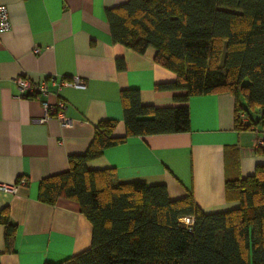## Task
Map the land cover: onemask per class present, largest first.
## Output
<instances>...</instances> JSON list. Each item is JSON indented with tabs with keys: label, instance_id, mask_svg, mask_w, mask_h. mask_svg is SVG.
<instances>
[{
	"label": "crops",
	"instance_id": "obj_1",
	"mask_svg": "<svg viewBox=\"0 0 264 264\" xmlns=\"http://www.w3.org/2000/svg\"><path fill=\"white\" fill-rule=\"evenodd\" d=\"M125 1L0 0L11 20V29L0 32V182L27 178L14 193L0 190V212L5 209L15 225L6 243L0 224V264L57 262L90 247L91 224L78 203L67 198L44 203L37 197L38 184L65 171L69 155L86 150L99 120L115 119L112 134L125 135L122 89L137 88L142 103L156 107L181 104L175 96L184 90L156 88L174 81L176 74L155 61L154 47L139 53L113 42L106 11ZM18 75L79 77L85 86L49 83L47 94L19 96ZM58 95L66 102L70 123L63 125L54 116L39 122L42 100L54 102ZM187 105L188 130L127 137L88 166L112 167L118 181L164 184L170 199L191 192L206 212L238 207L236 198H227L225 181L253 174L264 164L258 143L264 128L236 126V115L243 125L248 116L235 111L229 92L191 95ZM250 115L256 119L259 112Z\"/></svg>",
	"mask_w": 264,
	"mask_h": 264
},
{
	"label": "trees",
	"instance_id": "obj_2",
	"mask_svg": "<svg viewBox=\"0 0 264 264\" xmlns=\"http://www.w3.org/2000/svg\"><path fill=\"white\" fill-rule=\"evenodd\" d=\"M106 14L113 42L139 53L154 47L155 61L176 74L156 88L185 93L175 96L179 105L156 107L142 103L137 88L122 89L125 135L112 134L115 119L99 120L86 150L39 180L40 201H76L92 228L89 248L44 264H264V164L227 178L226 196L239 205L213 212L191 192L170 199L164 184L118 181L114 168L88 166L127 137L188 130L191 95L229 92L235 111L248 116L243 125L236 115V126L264 128V0H127ZM0 224L8 243L15 225L5 209Z\"/></svg>",
	"mask_w": 264,
	"mask_h": 264
},
{
	"label": "built area",
	"instance_id": "obj_3",
	"mask_svg": "<svg viewBox=\"0 0 264 264\" xmlns=\"http://www.w3.org/2000/svg\"><path fill=\"white\" fill-rule=\"evenodd\" d=\"M11 29V20L9 17V11L6 4L0 3V32H5ZM38 47H35L34 50H38ZM14 80L17 84L19 90V96L27 97H40L42 94L48 93V84L52 83L61 88L62 86H74V87H84V82L79 77H73L71 79L61 77L57 80L54 76H45L39 79H31L26 75H18L14 77ZM43 115L38 118L39 122H45L48 118L54 116L59 122L63 125H68L70 123L69 118L65 116L66 102L61 96H57L54 102H50L48 99L42 100ZM241 116H244L241 113ZM260 145L263 144V140L258 141ZM27 184V178L21 176L19 180L15 183H5L0 182V190L4 192L14 193L17 191L19 185ZM186 223L191 221V218H183Z\"/></svg>",
	"mask_w": 264,
	"mask_h": 264
}]
</instances>
